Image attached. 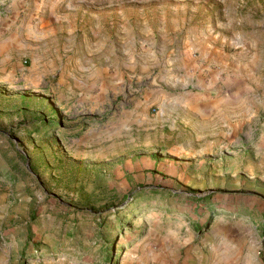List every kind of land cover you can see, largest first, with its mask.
Returning a JSON list of instances; mask_svg holds the SVG:
<instances>
[{"label":"rangeland","instance_id":"rangeland-1","mask_svg":"<svg viewBox=\"0 0 264 264\" xmlns=\"http://www.w3.org/2000/svg\"><path fill=\"white\" fill-rule=\"evenodd\" d=\"M0 264H264V0H0Z\"/></svg>","mask_w":264,"mask_h":264},{"label":"crops","instance_id":"crops-1","mask_svg":"<svg viewBox=\"0 0 264 264\" xmlns=\"http://www.w3.org/2000/svg\"><path fill=\"white\" fill-rule=\"evenodd\" d=\"M212 93L213 92L208 90L205 95L201 96L202 98H199L200 96H196V99L191 100L193 101V104L192 109L190 110L199 116H206L209 115L213 109H222V102L219 103L218 99H213L211 95ZM198 94H202V92Z\"/></svg>","mask_w":264,"mask_h":264},{"label":"trees","instance_id":"trees-1","mask_svg":"<svg viewBox=\"0 0 264 264\" xmlns=\"http://www.w3.org/2000/svg\"><path fill=\"white\" fill-rule=\"evenodd\" d=\"M149 193H152V192H149ZM207 197H208V194H204V195H202L198 200H200V201H206L207 200ZM132 217H135V215L133 216L132 215ZM110 258V253H109V255H107V259H109Z\"/></svg>","mask_w":264,"mask_h":264}]
</instances>
